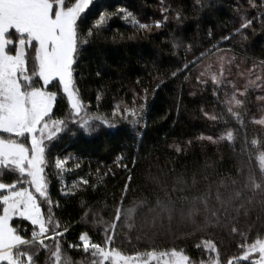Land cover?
Segmentation results:
<instances>
[{"label":"trees","instance_id":"1","mask_svg":"<svg viewBox=\"0 0 264 264\" xmlns=\"http://www.w3.org/2000/svg\"><path fill=\"white\" fill-rule=\"evenodd\" d=\"M251 3L256 7L250 0H94L81 28L92 27L102 12L110 18L87 44L80 45L75 79L86 110L108 116L114 126L87 130L73 123L66 95L60 87L49 86V90L58 92L53 118L68 121L46 146L49 194L59 203L55 215L80 225L73 227L67 241H75L85 227H90L95 239L102 240L103 228L92 222L103 220L117 224L121 236L118 246L129 255L153 247L157 252L176 247L195 260L211 255L195 247L204 235L195 225L175 220L171 228L167 222L153 228L150 217L144 219L142 213L134 230H121L114 211L133 200L154 201L165 191L176 198L203 193L210 185L214 197L221 180L243 181L250 168L258 169L259 152L251 141L264 143V125L253 122V118L264 116V100L259 99L264 97V90L253 85L246 96L237 94L246 100L245 108L237 109L232 104L234 110L242 112L243 125L227 112V100L236 88L243 91L250 81L259 83L257 75L264 76L260 64L264 60V0ZM122 9L133 13L135 20L149 24L150 30L126 22ZM244 18L252 19L253 24L246 30L247 40L242 41L235 29ZM155 21L163 23L156 27ZM213 74L223 81L215 86V94ZM197 77L208 84L198 82ZM117 106L136 109L143 118L140 128L130 127V120L119 115L112 117ZM212 115L220 121L214 123ZM225 128L234 132V142L207 141V136L219 137ZM56 158H70L66 171L57 172ZM81 178L89 180L90 186H84ZM126 183L129 190L121 201ZM74 184L80 185L78 194H73ZM220 191L228 193L225 188ZM259 199L257 196V202ZM258 211L257 207L250 218L237 224L245 230L250 219L252 239L264 227L256 219ZM202 218L198 217L197 223ZM213 231L221 256L236 254L239 237L230 234L228 227ZM64 254L75 264L91 259L66 246ZM40 260L44 264L45 257Z\"/></svg>","mask_w":264,"mask_h":264},{"label":"snow or ice","instance_id":"2","mask_svg":"<svg viewBox=\"0 0 264 264\" xmlns=\"http://www.w3.org/2000/svg\"><path fill=\"white\" fill-rule=\"evenodd\" d=\"M93 3L94 0H0V264H41V256L45 257L44 264H75L64 254L65 246L91 258L82 264H161V261L162 264H264V227L252 239L249 235L253 231L250 219L245 230L237 226L241 219L250 218L257 207L256 219L264 225V143L259 140L251 141L259 152L256 158L258 169L255 166L250 168L243 181L221 180L214 197L209 185L203 193L173 198L165 191L163 197L157 196L154 201L138 199L127 206L115 207L114 219L120 222L121 230H134L137 217L142 213H145L144 219L150 217L153 228L157 225L163 227L165 222L171 228L175 220L195 225L196 231L204 234L195 247L214 255L195 260L176 247L160 252L153 247L149 251L125 255L118 246L121 236L117 234V224L103 220L92 222L103 228L102 240L94 238L90 227L77 233L75 241L65 239L73 227L80 225L58 219L54 209L59 207V203L49 194L46 141H53L68 123L63 119H53L58 92L49 90V86H62L70 104L69 116L73 123L87 130L101 125L114 126L108 116L90 114L86 110L75 79L80 45L87 44L110 18L109 14L102 12L92 27L82 29L85 15ZM250 4L256 7L251 0ZM121 12L126 13L125 19L133 17V13L126 9ZM176 16L179 19L180 13L177 12ZM132 22L140 29L151 28L139 20L133 19ZM162 23L155 21V26L160 27ZM252 24V19L244 18L235 29L242 41L247 40L246 30ZM260 64L264 66V60ZM197 80L208 84L200 77ZM38 81H42V85L38 86ZM211 81L215 94V86L223 84V81L215 74ZM256 81L259 83L250 81L246 84L243 91L236 88L227 100V112L240 125L244 124V116L241 111L234 110L232 104L234 102L237 109L245 108L246 100L238 98V95L246 96L253 85L264 90V76L257 75ZM259 99L264 100V97ZM117 115L125 121L130 120V127L140 128L143 118L136 109L117 106L111 116ZM204 115L209 117L206 111ZM210 119L217 123L221 118L212 115ZM253 122L264 125V116L253 118ZM206 139L213 143L234 142L236 136L225 128L219 137L209 135ZM26 140L30 144H26ZM69 159H55L54 167L58 173L66 171ZM76 167L80 165L76 164ZM7 174L13 176L11 181L3 179ZM131 179L129 175L128 180ZM81 181L84 186H90L89 180L81 178ZM73 188V194H78L80 185L74 184ZM220 188L228 189L227 195ZM128 190L129 184L126 183L121 201L126 199ZM257 196L260 197L258 202ZM43 206H46V212ZM201 216L203 218L197 223ZM15 218L20 223H14ZM223 227H228L230 234L239 237L237 252L230 257L221 256L219 241L213 231Z\"/></svg>","mask_w":264,"mask_h":264},{"label":"rangeland","instance_id":"3","mask_svg":"<svg viewBox=\"0 0 264 264\" xmlns=\"http://www.w3.org/2000/svg\"><path fill=\"white\" fill-rule=\"evenodd\" d=\"M121 15H122V18L126 21V22H132L133 21V17H130V18H128V19H125V15H126V13H122L121 12ZM29 67H30V70H31V67H32V63L29 65ZM37 84H38V86L39 85H42V81H38L37 82ZM60 89L62 90V86L60 87ZM70 105V104H69ZM55 106V105H54ZM54 110V109H53ZM54 119V118H53ZM4 135H7V134H4ZM25 143L26 144H30V141L29 140H26L25 141ZM47 144H48V142L46 141V146H47ZM3 179L5 180V181H11L12 179H13V176L12 175H10V174H7V175H4V177H3ZM39 199H43V198H39ZM15 220H19L18 218H15ZM14 220V221H15ZM123 254H125V255H129V254H126V253H124L123 252ZM211 255H214L213 253H211ZM210 255V256H211ZM152 264H155V262H152ZM161 264H162V261H161Z\"/></svg>","mask_w":264,"mask_h":264}]
</instances>
